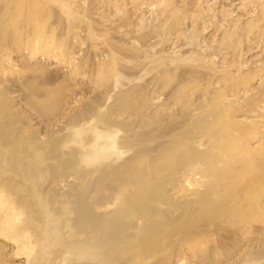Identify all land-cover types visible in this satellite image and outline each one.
<instances>
[{
    "label": "rangeland",
    "instance_id": "374dc122",
    "mask_svg": "<svg viewBox=\"0 0 264 264\" xmlns=\"http://www.w3.org/2000/svg\"><path fill=\"white\" fill-rule=\"evenodd\" d=\"M1 101L9 138L60 150L81 120L102 129L103 169L60 151L44 194L75 192L87 172L81 205L109 202L138 150L173 167L165 191L177 209L163 251L143 264H264V0H0ZM209 181L215 205L187 202ZM23 219L0 222V264H31Z\"/></svg>",
    "mask_w": 264,
    "mask_h": 264
},
{
    "label": "bare ground",
    "instance_id": "6f19581e",
    "mask_svg": "<svg viewBox=\"0 0 264 264\" xmlns=\"http://www.w3.org/2000/svg\"><path fill=\"white\" fill-rule=\"evenodd\" d=\"M2 105L1 101L0 222L14 230L18 228L16 216L24 218V225L18 224L24 226V232L17 242L19 250L25 251L27 262L52 264L55 263L53 257L58 254L59 264H70L73 260L88 264H143L163 251L167 240L164 231L167 227L166 211L177 209L168 201L165 191L169 174L174 171L172 166L155 156L149 157L144 150H138L121 163L120 166L126 167L128 173L132 171V176L126 175L129 178L125 179L120 176L119 184L108 196L109 202L99 205L93 202L91 207L81 205L88 188L87 172L86 177L74 183L75 192L54 189L44 194L42 183L64 164L63 159L56 155L60 151L68 152L73 158L80 155L85 165L93 162L96 170L103 169L100 154V142L104 138L102 129L96 125L88 126L81 120L77 124L79 128L75 127L65 136L59 150L56 148L59 140L41 144L33 134L25 137L27 141L14 136L9 138L5 130L12 135L13 129ZM117 138L114 137L115 142ZM15 152L20 155L17 167L14 165ZM182 152L183 159L199 158L205 162L206 170L215 169L205 153ZM234 162L228 163V171L221 179H230L234 175ZM139 166L142 168L137 170ZM76 169L81 175V170ZM104 179L105 176H101L98 183ZM215 184L209 181L202 191L194 187L187 202L192 198L200 205L212 207L215 205ZM193 185L188 180L184 190ZM219 198L223 197L218 195V201ZM96 207L98 211L93 210ZM155 223H158L157 227Z\"/></svg>",
    "mask_w": 264,
    "mask_h": 264
}]
</instances>
